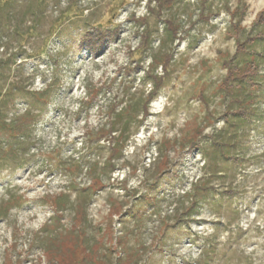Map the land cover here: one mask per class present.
Here are the masks:
<instances>
[{
    "label": "rangeland",
    "instance_id": "1",
    "mask_svg": "<svg viewBox=\"0 0 264 264\" xmlns=\"http://www.w3.org/2000/svg\"><path fill=\"white\" fill-rule=\"evenodd\" d=\"M263 10L0 0V264H264Z\"/></svg>",
    "mask_w": 264,
    "mask_h": 264
},
{
    "label": "trees",
    "instance_id": "2",
    "mask_svg": "<svg viewBox=\"0 0 264 264\" xmlns=\"http://www.w3.org/2000/svg\"><path fill=\"white\" fill-rule=\"evenodd\" d=\"M166 2L171 3L172 0H166ZM234 15V14H233ZM256 23L259 24H264V10L258 15V19L256 21ZM174 35H177L178 32V28L177 26H174ZM264 34L259 33L256 37H248L247 40L245 41V43H239V49L245 47L247 45V43L249 44H254L256 42V39L258 38H263ZM171 54H166L164 57V60H162L160 62V64H164L166 61H168L169 57ZM255 75V70H251L248 73L244 74V78H247L249 76H254ZM243 80V79H242ZM42 95V93H41ZM7 96V95H6ZM44 96V94L42 95ZM97 97V95L95 94V96L93 97V99ZM117 105L113 104L112 107L110 108V113L112 115V113L115 112ZM246 110L243 109L242 113L245 114ZM33 120L30 119V115L29 113L24 114L23 116H18L14 119H11L10 121H7L6 117L4 114L0 113V131H3L5 133H8L10 135H12L15 139V144H19V141L26 136L29 131H30V127H31V123ZM115 132V129L111 126L108 127V129H104V127L97 129V130H91V131H87V137L89 140H96V139H100V138H106V135H110ZM21 138V139H20ZM8 148V149H6ZM3 148L5 154H12V151L15 150L16 148L12 147L11 145H9L8 147ZM114 148V147H113ZM122 147H120L117 150H121ZM112 150H116V149H112ZM116 150V151H117ZM118 152V151H117ZM120 152V151H119ZM114 157H112L113 159ZM80 168H83L82 166H79ZM96 181H98L97 178H95Z\"/></svg>",
    "mask_w": 264,
    "mask_h": 264
}]
</instances>
